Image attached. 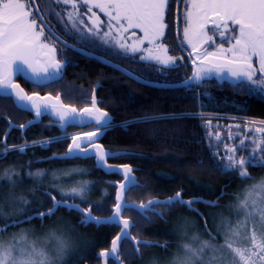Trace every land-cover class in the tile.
<instances>
[{
  "label": "snow or ice",
  "instance_id": "1",
  "mask_svg": "<svg viewBox=\"0 0 264 264\" xmlns=\"http://www.w3.org/2000/svg\"><path fill=\"white\" fill-rule=\"evenodd\" d=\"M34 0H0V98H12L15 94L14 102L19 103L17 106L21 109L35 110L37 117L43 114H55L57 123L62 127L74 124L79 118L82 122L96 123L103 131L111 127V121L107 118V113L100 111L96 107V99L92 98V107L84 108L81 113L72 107L63 106L59 97L55 103L52 98L40 97L37 94L31 96L25 94L23 89L14 83V76H23L27 81L32 82L35 86H44L46 83L57 82L63 78L64 68L67 61L63 63L56 59L57 49L46 43L45 28L47 23L40 19L38 24L37 16L40 10L34 13L32 4ZM187 4V10L184 15L185 27L183 29L184 41L177 42V47L183 50L186 46H191L196 52L200 64L194 70L191 81H195V86L202 85L204 80L217 79L218 82L228 80L231 84L243 87L248 84L257 91L264 92V0H184ZM58 5H70L72 11L66 12L67 21L64 22L65 31L69 35L80 38L100 39L104 44L110 41L128 52L137 53L145 51L147 55L141 57L143 61L155 62L168 68L179 66L176 61L179 57L169 56V49L160 43L165 37V29L171 25H166L165 14H171V0H80V3L87 8L88 17L91 20V26L85 25L80 13L77 10L76 0H55ZM93 8L99 9L107 18L108 30L101 35L100 29L102 23L99 16L92 11ZM50 10V7L47 9ZM59 16V13H56ZM85 25L86 31L80 26ZM209 25L211 28L209 29ZM132 29H138L143 33L142 37H135V33L130 38L134 39L132 44H128L125 39ZM51 32L52 29L49 28ZM211 31L212 35H209ZM53 35L55 33L53 32ZM57 39H60L57 37ZM220 43H216V40ZM65 46H69L66 42ZM147 42L152 47L142 49L141 46ZM186 42V44H185ZM228 44V47L224 45ZM207 45L214 51H198L201 46ZM69 47L75 48V45ZM62 51V50H61ZM255 58V62H254ZM195 63V61H193ZM127 74V73H126ZM190 80L182 81L184 85H189ZM193 116H202L201 113L185 114ZM158 117H146L147 119H157ZM28 125H10V127L21 128L23 131ZM128 122H125L127 124ZM249 125H260L254 131L264 134V120H249ZM205 128L211 127V124L203 125ZM233 126H228L231 129ZM234 127L239 128V125ZM90 134L85 139V143H92ZM238 136L239 134H235ZM229 139L234 134L229 131ZM67 139V136H64ZM60 137H53L49 141H35L32 146H45L53 142H58ZM211 139V137H210ZM215 139L216 145L210 147H219L221 139L220 133L217 132ZM72 144L69 145L67 152L62 158H89L94 155L97 159V166L104 167L103 161L106 155H117L116 153H105L100 146L94 149H82L81 140L73 136ZM256 147L264 153V135L259 141H253ZM245 146V139H240L239 147ZM29 147L28 144L19 146L13 151H19L21 154ZM227 164L223 165V170H231L241 180L252 179L245 165L264 167V154L256 155L255 149L248 157H236L237 146L229 147L224 145ZM9 149H4L2 155L6 157ZM217 153H213L215 157ZM51 159V158H49ZM113 169L110 167L108 171ZM72 171H86L82 169H73ZM116 171H119L118 169ZM132 169L124 166L123 175L126 183L119 185V190L115 195V203L110 211L111 216L94 217L91 208L81 209L77 203H66L65 197L79 198L82 202L85 195L91 190L94 182L83 181L79 188H72L65 192L61 189L56 191L61 196L60 200L51 197L53 200L52 207L47 211L35 213V216L43 219L44 216H51L55 211L64 206L69 210H76L83 214L84 219L81 223L94 222L97 225L109 223L115 226H121V233L118 234L111 244L110 251L106 250L98 254L102 257H110L114 264H121L116 258L118 252V243L123 239H133L128 236V230L135 224L129 219L121 216L122 211H138L144 214L146 210L156 211L152 206L154 204L172 205L179 202L187 205L189 210L197 211L191 206L202 198H193L190 201L181 199L178 192L174 197L168 200H150L147 205H132L124 200L125 192L132 187L139 186L134 177L130 176ZM42 172L29 175L41 176ZM13 186L16 181L12 179L9 173L5 177ZM14 195V194H13ZM105 195H110L105 190ZM223 195V193H221ZM236 203L228 205L229 209L235 210L237 217L233 221L230 217L221 216L219 223L215 225L217 232L222 234L224 243L218 244L213 251L216 253L213 258L217 264H264V179L254 182L247 186L241 192L235 194ZM20 202L27 205L29 202L24 198H19ZM213 204L211 201H202ZM100 203V202H96ZM23 211V209H22ZM162 215V214H161ZM33 216L26 219L31 220ZM207 230V228H206ZM3 229H0L2 232ZM211 237V232L209 231ZM215 240V237H211ZM138 243L148 245L152 242L140 241Z\"/></svg>",
  "mask_w": 264,
  "mask_h": 264
},
{
  "label": "trees",
  "instance_id": "2",
  "mask_svg": "<svg viewBox=\"0 0 264 264\" xmlns=\"http://www.w3.org/2000/svg\"><path fill=\"white\" fill-rule=\"evenodd\" d=\"M174 1L171 0V14L167 12V21L171 24V28L175 26L171 16ZM178 8L176 9L177 29L180 24ZM178 40L180 41L179 37L175 38L174 42ZM95 58L99 62L88 61L78 72L85 75L87 81L94 82L98 79L102 81L100 89L104 98L102 105L113 116L112 126L107 128L102 138L104 146L112 150L127 151L128 153L117 156V159L138 168L136 173L142 185L131 188L127 192V199L146 201L151 197L162 198L175 191H181L186 196L208 197L210 200H218L215 206H206V215L210 222V209L235 200V194L248 186L251 179L241 180L233 171L223 170V165L227 163L213 156L217 148L209 145L216 143L210 139L208 130L203 127V120L211 114L264 119V93L255 91L246 84L243 87L234 86L228 80L218 82L217 79H206L202 85L195 86V81L190 80L193 72L188 64L161 69L156 64L144 63L146 65L141 68L142 74H138L123 64L101 57ZM185 80H190V84L186 86L181 83ZM147 82L163 85L156 86ZM13 111L19 112L18 116L21 117L16 123L30 116V112L19 109L12 98H0V178L9 173L16 181V185L13 186L6 178L0 179V224L9 226L47 207L45 205L47 202L40 197L41 190L46 188L51 175L58 174L60 170H68L69 166L52 165L56 162L48 160L49 155L58 149L53 145L32 146V144L23 154L9 149L6 157L3 156L1 151L3 148L25 141H41L55 135L54 130L36 124L30 126L25 136H22L20 130L13 129L4 143L8 120ZM194 113H201L202 116L185 115ZM146 117L158 118L145 120ZM81 165L84 166V170L86 169L81 173L82 177L89 178L96 175L91 173L89 165L85 167L84 164H73L70 167L80 169ZM245 167L252 175L264 174V167L247 164ZM36 172L43 174L29 175ZM96 172L106 177L103 172L97 170ZM93 179L99 177L95 176ZM21 197L29 203L27 205L21 203L19 200ZM94 199L96 202L109 199L110 204L115 201L112 197ZM97 204L99 203L91 205L93 211H99L97 215L110 213L109 204L102 207ZM10 208L16 211H11ZM191 214V211L185 208L183 211H177L173 219L170 218V221L168 219L165 222L166 219L155 214L147 213L144 216L137 211H124V215L131 218L135 224L131 230L132 234L159 241L168 239L174 241L173 244L177 239L176 232H172L174 223L180 216ZM196 216L194 214L193 217ZM60 217L71 220L79 227L89 229L97 227L81 225L74 215ZM212 226L210 224L211 229ZM98 227L100 228L96 229L97 231L91 232L100 235L101 239H106L103 245H107L117 232V228L109 225ZM103 227L111 228L108 230L109 235L105 234L107 228ZM101 239L97 238L93 247L98 248ZM125 242L121 252V260L125 264H143L141 261L143 253L165 252L162 247L142 245L138 248L139 254L134 247L130 248Z\"/></svg>",
  "mask_w": 264,
  "mask_h": 264
},
{
  "label": "flooded vegetation",
  "instance_id": "3",
  "mask_svg": "<svg viewBox=\"0 0 264 264\" xmlns=\"http://www.w3.org/2000/svg\"><path fill=\"white\" fill-rule=\"evenodd\" d=\"M76 3L78 5V11L81 14L80 18L84 20L85 25L87 26H91V20H89V16L91 15V13H88L87 8L85 6H83L80 3V0H76ZM178 0L174 1V6H173V10H172V18L173 21L175 23V26L173 28H166L165 30V37H164V41L165 43L168 45L169 50L172 54H181V52H184L185 55H188V51L186 52V47L181 50V48L177 47V42L175 41V38L179 37L180 41H183L182 38V34H183V26H181V19L183 18L180 14L184 13V10L187 6V4L184 2V0H179V5L177 6ZM50 7V10H47ZM178 8L179 12V27L177 29L176 27V17H177V12L176 9ZM37 9L40 10V15L37 16V22L39 24L40 19L43 18V20L47 23L48 27L45 28V36L47 37V39L45 40L46 43H49L50 45L54 46L57 49V54H56V59L61 61L62 63L64 61H67L66 66L64 68V72H63V78L58 80L57 82H51V83H46L44 86H35L32 82L27 81L23 76H19L16 75L14 80L19 82L22 87L26 90V92L28 94L31 93H39L42 95L45 94H51L54 96H59L62 98L63 102L66 105H70L72 107H76L78 110H81L82 108H86V107H90L92 105L91 101L93 96L95 97L98 106L107 111L104 106L102 105V102L104 100L103 96L100 93V89L102 87V81L100 79L95 80L94 82L92 81H87L85 78V75L80 74L78 71L82 70L85 67V64H87V62H95L98 61L95 57H101L104 59H107L108 61H112V62H116V63H120L125 65L128 69H130L131 71L138 73V74H142V69L146 64L152 63V64H156L153 62H146L143 61L141 58H139L138 56L135 55H130L124 54V51L122 49H120L118 46L114 47L113 44L108 43L104 44L102 42V40L100 39H92L91 41L89 39H84V38H80L74 35H69L66 31H65V27H64V22L67 21V15L66 12L68 11H72V8L70 5H58L57 3H55V0H34L33 4H32V11L35 13L37 11ZM93 12L96 13L97 16H99L100 21L102 23L100 32L101 35L103 34V32L107 31V21L108 18L107 16L101 12L99 9L97 8H93L92 9ZM56 13H59L60 15L57 16ZM184 16V15H183ZM167 11H166V16H165V23L166 25H171L168 21H167ZM172 20V19H171ZM85 25H81L80 27L86 31ZM49 28L52 29V31H49ZM211 28V25H209V29ZM138 30V29H137ZM136 29H132L128 32V37L133 36V33H135V36H139V35H143L142 32H140V30L137 31ZM53 32L55 33V35H53ZM178 35V36H177ZM57 37H59L60 39H57ZM61 41L66 42L67 45L71 46V45H75L76 47H69V46H65V43H62ZM62 50V51H61ZM93 56V57H92ZM188 62L182 63V64H188L191 67H193V63H192V57L188 56ZM146 63V64H144ZM181 63H179L178 65L181 66ZM159 68L164 69V68H168L165 66H161L159 64H156ZM178 67V66H177ZM108 112V111H107ZM111 115V114H110ZM112 116V115H111ZM34 117V113L30 112V116L28 119H31ZM113 117V116H112ZM23 123V122H22ZM39 126L41 127H47L50 130H54L55 135L50 136L48 138H45L44 141H49L51 140L53 137H60L58 142H53L50 144L53 146H56L58 149L57 151H54L50 156L52 155H56V154H62L65 153L68 148L69 145L72 143V137L73 136H81V135H86V134H93L96 133L97 130H93L95 128V124H89L87 126L84 127H80L77 125H69L65 128V130H62L60 125L54 120V118L52 117L51 114H46L42 117L41 121L38 123ZM19 130V129H17ZM56 130H58L59 132H57ZM28 131V129H26V131L24 133H22V131L20 130L22 136H25V133ZM106 132V130H105ZM104 132V134H105ZM104 134L98 139L97 142H92V143H88V144H84L81 145V148H87L91 145H96V143L99 144H103L102 142V138L104 136ZM67 136V139L64 138V136ZM47 146V145H45ZM106 149L110 150V151H116V150H112L106 146H104ZM60 150V151H58ZM48 160H52L53 162H56L52 165H69L68 166V170H60L59 172L63 171L65 173H68V175H64V174H56V175H51L48 178V184L46 186V188L41 190V195L40 197H42L43 201H46L47 203L45 204L47 207H45L43 210L38 211V212H43L45 210H48L49 208L52 207L53 204V200L51 199V197H55L57 200L61 199V196L59 195V193L56 191V189H61L65 192L71 190L72 188H79L82 186L83 181H90V182H94V184L91 186V190L88 191L86 193L85 196H87V198H89V201L83 203L79 198H71V197H65V201L68 203H77L79 205H81L82 207H84L85 209H89L92 207L91 205H93V201H95L94 196L98 195L100 196L99 199H103V198H107V197H112L115 200V195L117 192V185L116 183L122 181V176H120L118 173L114 172V173H106L104 172L101 168H99L96 165V161H95V156H90L89 158H59V157H55V158H51ZM108 162L110 164H126L128 162H120L119 159H117V156L114 157H109L108 158ZM73 164H84L85 167L86 165L91 166V173L96 174L95 176H98L99 179H93L95 176L89 177L87 178L86 176L82 177V172L84 171H72L73 169H78V168H71L70 166ZM130 164V163H129ZM82 170H84V166L81 165ZM95 167V168H94ZM99 172H103V174L106 177L101 176L99 173L96 172V170ZM86 170V169H85ZM138 176V175H137ZM138 182L137 183L139 186L142 185L141 181L138 178ZM138 187V186H135ZM132 187V188H135ZM105 190L107 191V193H109L110 195H105ZM128 192V191H127ZM177 192H180L181 194V198L182 199H190V198H195V197H200V196H196V195H190V196H186L184 194H182L181 191H175L172 194H168L166 196H163L162 198H167V197H172L173 195H175ZM148 198L146 201H135V202H147L148 200L152 199ZM205 199L210 200L208 197H203ZM126 200L127 201H134V200H128L127 199V193H126ZM115 203V202H114ZM113 204H109L108 208L112 209ZM96 204V202H95ZM44 206V205H43ZM206 206H215V205H210L201 201H197L196 203L192 204V208L193 209H198L197 211H192L189 210V207L187 205H182L179 202H176L172 205H164V204H154L152 207L155 208V212L154 211H147L146 214L144 216L147 215V213L150 214H155L158 215L159 217H163L164 219H166L165 222H167V220L170 218L173 219V217L176 216V212L179 210L183 211L185 210V208H187V210L191 211V215L196 216V220L199 222V224L201 223V226L203 225V233L205 235L209 236V231L212 233L211 228H210V222H209V218L206 215V211L207 208ZM99 207H102V202L99 203ZM138 212V211H137ZM92 213L96 216L97 213H94L92 211ZM112 214V211H110V213H108L107 215H100V216H108ZM162 214V215H161ZM62 215H74L76 218V221L78 223H80L83 226H115L114 224H100L97 225L95 223H81L82 219L84 218L83 214H81L80 212L76 211V210H69L64 206L59 207L54 214H52L50 217L46 216L44 219H41L42 222H44L46 219L50 218V220H52V218L54 216H62ZM143 215V214H142ZM124 217H127L124 215ZM129 218V217H127ZM200 218V219H199ZM200 220V221H199ZM103 228H107V227H103ZM117 228V232L110 238L109 243L106 245H103L106 239H101L100 243L101 244L98 248H95L93 250V252L89 253V255H86L84 258H81L79 260H74L71 262V264H103V258L101 256H98V254L102 251V250H106L109 249L111 247V241L112 239L118 234V232L120 231L121 227L120 226H116ZM207 228V230H206ZM111 229V228H110ZM109 227L106 229L105 234H108V230H110ZM132 230V229H131ZM132 233V231H131ZM134 235V234H133ZM135 239H140V240H148V241H152L155 243H150L148 244V246H158V247H162L164 248V251H170V249H172L175 244H173L174 241L172 240H168L165 239L164 241H159L155 238H143L140 236H136L134 235ZM126 241V242H125ZM123 242H125L126 245L134 247L137 252L139 253V249L142 245L141 243H138V248L135 247L134 242L131 239H124ZM123 242L121 244V250L119 253V256L121 258V252H122V246H123ZM129 248V247H128ZM144 251V250H143ZM142 251V252H143ZM141 252V253H142ZM140 254V253H139ZM145 254V253H143ZM107 264H114V261L109 258L107 260Z\"/></svg>",
  "mask_w": 264,
  "mask_h": 264
},
{
  "label": "clouds",
  "instance_id": "4",
  "mask_svg": "<svg viewBox=\"0 0 264 264\" xmlns=\"http://www.w3.org/2000/svg\"><path fill=\"white\" fill-rule=\"evenodd\" d=\"M260 179H264L261 177ZM175 246L164 256H151L145 264H217L213 259L218 245L196 229L195 223L181 217L174 225ZM79 241L70 227L54 222L19 227L0 234V264H66Z\"/></svg>",
  "mask_w": 264,
  "mask_h": 264
},
{
  "label": "rangeland",
  "instance_id": "5",
  "mask_svg": "<svg viewBox=\"0 0 264 264\" xmlns=\"http://www.w3.org/2000/svg\"><path fill=\"white\" fill-rule=\"evenodd\" d=\"M186 10H187V6H186V8L184 10V13H185ZM184 13L180 14L183 17L181 19V26H183V29L186 26L185 22H184V16H183ZM165 16H166V14H165ZM209 35H212L211 31L209 32ZM135 37H142V35L135 36ZM182 38H183V41H184V37L183 36H182ZM125 39H126V42L128 44H132L134 42L133 38L128 37V33L125 34ZM109 43L113 44L114 47L118 46V45H115L114 42H112V41H110ZM160 43H163L169 49L168 45L164 41V38L161 39ZM216 43H220V41L217 39ZM185 44H186V42H185ZM107 45H109V44H107ZM224 46L228 47V44H225ZM149 47H152V46L149 45L147 42H145V44L141 46L142 49H147ZM186 49H187L186 52L188 51V55H185L184 52H181V54H172L170 52V50L168 51L167 54L169 56H172V57H179L180 59L176 61L177 64H179V63L182 64V63L188 62L187 58H188V56H191L192 57V63H193V61H195V63H193V67H192V72H194L196 67L200 64V60L197 59L196 52H194L192 50L191 46H186ZM204 50L214 51L213 48H210L207 45H203V46H201V48L198 49V51H204ZM127 54L135 55V56H138L139 58H141L144 55H147V53L145 51H139L137 53L128 52ZM254 62H255V58H254ZM153 63H155V62H153ZM246 85L249 88H252L248 84H246ZM252 89L255 90L254 88H252ZM255 91H257V90H255ZM262 93H264V92H262ZM18 114H19V112L13 111L10 114L12 116L9 117V120L13 121V122L18 121V119L21 118V117L18 116ZM28 118L29 117L26 116V119L23 120L22 122L23 123L27 122L29 120ZM255 118L256 117H253L254 120H259V119L260 120H264L262 118H256V119ZM253 119H251V120H253ZM9 120H8V123H9ZM22 122H17V123L21 124ZM203 123L205 124V119L203 120ZM210 123H211L210 130H213L212 132H214V138H212V136L210 135L211 134L210 130H208V129L207 130H208V133H209V137H211V140L214 143H216V144L218 143L217 140L215 139L216 132L219 131V130L221 131V135H220L221 139L219 141V147H216L217 149L215 150V153H217L216 157L219 158L220 160L224 161L225 163H228L227 159H226V156L228 155V153L225 151V148H224L225 144H228L229 147H231L233 145L237 146V150H236V153H235L237 158H239L241 156L248 157L250 154H252L254 149L256 151V155L257 156L263 154L261 152V150L256 147V143L253 142L254 140L255 141H259L261 139V136L264 135V134L256 133L254 131V129L256 127H259L260 125H249L248 121H245L243 118H239V119L238 118H231L229 120H226L225 122L224 121L221 122V124H216V123L214 124L213 121H210ZM230 125L233 126V127H231V129L228 128V126H230ZM235 125H239L240 127L236 128V127H234ZM229 131H231L234 134V137L232 139H229V137H228ZM237 133L239 134L238 136L235 135ZM240 139H245V146L243 148L239 147ZM41 141H44V139L41 140ZM32 142L33 141L21 142L19 144H15L14 146L7 147V149H17L19 146H22L24 144L32 145L33 144ZM4 149H6V148L1 149V151H3ZM58 174L68 175V173H65L63 171L59 172ZM249 174L252 177V179L249 182L248 186H250L254 182L260 180L261 177H264V174L261 175V176L260 175H257V176L256 175H252L251 173H249ZM99 197L100 196H98V195L94 196V198H98V199H99ZM87 201H89V198H87V196H85V201L83 203H85ZM95 202H96V200L93 201V203H95ZM114 202L112 201V203H114ZM110 203H111V201L109 199H107L104 202H102V205L106 206V205H108ZM235 203H236V199L233 200L232 202H229V203H223L220 207H216L214 209L213 208L210 209V216H211L210 224L213 225L212 228L214 229V231H213V229H211V231H212L211 237H215L214 241L216 243H218V244L224 243L222 234L218 233L217 229L215 227V225L219 223L220 217L221 216L230 217L233 221H235L238 218L242 219V217H237L235 215V210L234 209H229V207H228V205L235 204ZM97 206H99V204H97ZM10 210L11 211H16V209H11V208H10ZM93 212L99 214V211H93ZM26 217H24V218H26ZM181 217L188 218L190 221H193L195 223L196 229L199 230L202 234H204L203 231H202L203 225L201 226V223L199 224V222L196 220L195 217H193L192 215H188V216H184L183 215V216H180V218ZM54 222L63 223L66 226L70 227L71 231L73 232L74 235L77 236L78 241H79L78 248L71 254L69 259L66 261V264H71V262L74 261V260H79L81 258H84L86 256L85 255L86 253H88V255H89V253L93 252V250L95 249V247H93V245L96 244L97 238L101 239L100 235L94 234L93 232H91V231H95L96 229H99L100 227H93V228H90V229L89 228L79 227L75 223H73L71 220L64 219V218H61V217H58V216H54L52 218V220H50V218H48L42 223H41L40 219H33V220H26V221H23V222H17L14 225H11V226L0 224V229H3V231L0 232V234L12 233V232L16 231L19 227H27V226H30V225L31 226H36L39 229L43 225L52 224ZM176 222L174 223V225L176 224ZM172 232H175L174 226L172 227ZM205 236L206 237H210V235L209 236L205 235ZM168 253H169V251H167V252L150 251V252L142 255V258H141L142 260L141 261H142L143 264H145V262L151 256H154V255L155 256H164V255H167Z\"/></svg>",
  "mask_w": 264,
  "mask_h": 264
},
{
  "label": "water",
  "instance_id": "6",
  "mask_svg": "<svg viewBox=\"0 0 264 264\" xmlns=\"http://www.w3.org/2000/svg\"><path fill=\"white\" fill-rule=\"evenodd\" d=\"M178 5H179V0H178V3H177V6H178ZM117 66H118V65H117ZM118 67H120V66H118ZM132 76L138 78L137 76H135V75H133V74H132ZM14 78H15V76H14ZM14 83L18 84V85L20 86V88L23 89V92H24L25 94L29 95V96H31V95H33V94H37V95L40 96V97H48V96H50V97L52 98V102H53V103H55L56 98L59 97V101H60V103H61L63 106L72 107V106H70V105H66V104L63 102V100H62V98L60 97V95H59V96H54V95H51V94H45V95H42V94H39V93H31V94H28V93L26 92V90L22 87V85H21L19 82H17V81L14 80ZM147 83H150V84H152V85H156V86H162V85H163L162 83H154V82H147ZM12 98H13V101H14V99H15V94H14V93H13ZM14 103H15V105L17 106L19 103H27V102H19V101H17V102H14ZM17 107H18V106H17ZM91 107H92V105H91L90 107H86V108H91ZM96 107H97L100 111L107 113V118H108V119L111 121V123H112V121H113V117L110 115V113L107 112V111H105V110H103V109H101V108L98 106L97 103H96ZM18 108H20V107H18ZM72 108H75V109L77 110V113H78V114L81 113V110H82V109H84V108H82L81 110H78L76 107H72ZM20 109H21V108H20ZM23 110H25V109H23ZM27 111H29V112H33V113H34V117L31 118V119H29L27 122H25V123H23V124H18V123H15V122L9 120V126H8V128H7L6 132H5L4 139H3V142H4V143L6 142V139H7L8 135H9V133H10L13 129H19V130H21V128L10 127V125H21V126H25V125H28L30 121H32L31 125H33V124H37V123H39V122L41 121L42 117H43L44 115H46V114H43V115L37 117L36 114H35V110H34V109H31L30 106H29V109H27ZM51 115H52V117L54 118V120L57 121V117L55 116V114L53 113V114H51ZM58 124H59V123H58ZM89 124H95V125L97 126V124L94 123V122H92V123L82 122L79 118H78L77 121H76L74 124H72V125H77V126H80V127H84V126H87V125H89ZM31 125H30V126H31ZM59 125H60V124H59ZM30 126H27L23 131L21 130L22 133H24V132L26 131V129H28ZM60 127H61L62 130H65V128H66V127H62L61 125H60ZM97 127H98V126H97ZM98 128H99V127H98ZM104 132H105V130L102 131V130L99 128V130L96 132L97 135L91 137L92 142H97L98 139L104 134ZM89 135H90V134H86V135L78 136V138L81 140V145L88 144V143H85L84 141H85L86 138L89 137ZM72 142H73V141H72ZM71 144H72V143H71ZM71 144H70V145H71ZM97 145L100 146V147L104 150L105 153H109V152H110V153H116V154H117V155H106L104 161L102 162L103 165H104V167H99V168H101L104 172H106V173H108V174H109V173H114V172H116V173H118L120 176H122V178H123L122 181L116 183V185H117V191L119 190V185H120V184H122V183H126V181H125V177H124V175H123V169H124V166H128V167H130V168L132 169V171H131V173H130V176H131V177H134L135 180H136V182L139 183V182H138V176H137V173H136V171H137L138 168H137L136 166L131 165V164H129V163L116 165V164H110V163L108 162V158H109V157H114V156L124 155V154L128 153L127 151H119V150H118V151H110V150L106 149L102 144H99V143H96V145H91V146H89V147H87V148H82V149H94ZM66 152H67V151H66ZM63 155H64V153H62V154H56V155H52V156H50V158H55V157L62 158ZM92 156H94V155H92ZM95 161H96V165H97V159H96V157H95ZM109 167H110L111 169H113L111 172L108 171V168H109ZM117 169H118L119 171H116ZM126 193H127V191L125 192L124 200H125L126 202L132 204V205H141V204L147 205V204L149 203V201H150V200H153V199H155V200H160V201H164V200H168L169 198H171V197H167V198L153 197L152 199L148 200L147 202H141V203H139V202H135V201H127V200H126ZM175 195H176V194H175ZM175 195H173L172 197H174ZM195 198H197V197H195ZM200 198H202V201H211V202H214L213 204H210V205H216L217 202H218V200H208V199H205V198H203V197H200ZM181 199H182V198H181ZM182 200H184V201H190V200H193V198H190V199H182ZM202 201H201V202H202ZM66 203H68V202H66ZM207 204H208V203H207ZM79 207H80L81 209H85V208L82 207L81 205H79ZM45 211H47V210H45ZM147 211H149V210H146V211L144 212L143 215H145ZM43 212H44V211H43ZM37 213H38V212H37ZM123 213H124V211H122V213H121V216H122L123 218L129 219L130 221L133 222V220H132L131 218L124 217V216H123ZM112 214H113V212H112ZM112 214H110V215H108V216H111ZM92 215H93L94 217H98V218H99V217H107V216H96V215H94L93 213H92ZM30 216H33V217H34V218H32L31 220H33V219H35V218H39V217L35 216V213L32 214V215H30ZM28 217H29V216H28ZM44 217H46V216H44ZM44 217H43V218H44ZM26 218H27V217H26ZM26 218H23V219H21V220H19V221H16V222H23V221H26V220H27ZM83 219H84V218H83ZM83 219H82V220H83ZM92 223H94V222H92ZM133 223H134V222H133ZM95 224H96V223H95ZM104 224H109V223H104ZM120 227H122V225H121ZM131 229H132V227L128 230V236L131 237V238H133V239H131V240L134 242L136 248H138V242H140V241H148V240H140V239L138 240V239H135V237L131 234ZM120 233H121V229H120V231L118 232V234H120ZM118 234H117V235H118ZM117 235H116V236H117ZM116 236H115V237H116ZM115 237H114V238H115ZM114 238H113V239H114ZM113 239H112V240H113ZM123 240H124V239H123ZM123 240H121V241L118 243V252H117V254H116V258L121 262V264H124V262L121 261L120 256H119V253H120V250H121V244H122ZM149 242H152V241H149ZM152 243H155V242H152ZM111 244H112V241H111ZM110 249H111V247H110L109 249H106V250L110 251ZM106 250H102L101 252L106 251ZM101 252H100V253H101ZM101 257H102V256H101ZM102 258H103V264H107V260H108L110 257H102Z\"/></svg>",
  "mask_w": 264,
  "mask_h": 264
},
{
  "label": "built area",
  "instance_id": "7",
  "mask_svg": "<svg viewBox=\"0 0 264 264\" xmlns=\"http://www.w3.org/2000/svg\"><path fill=\"white\" fill-rule=\"evenodd\" d=\"M231 118H243L245 121H249V120H251V119H253V117H245V116H229V115H219V114H211L206 120H205V124L207 123V124H209L210 123V121H213L214 122V124L216 123V124H221V122H225L226 120H229V119H231ZM256 119V118H255ZM260 120V119H259ZM204 124V125H205ZM211 124V123H210ZM210 128L211 127H209V128H206V129H208V130H210ZM213 130H210V132H211V136H212V138H214V132H212ZM217 132H219L220 133V135H221V131L219 130V131H217ZM216 132V133H217Z\"/></svg>",
  "mask_w": 264,
  "mask_h": 264
}]
</instances>
